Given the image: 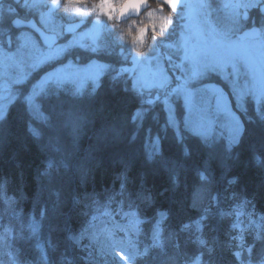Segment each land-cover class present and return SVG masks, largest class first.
Here are the masks:
<instances>
[{
	"label": "trees",
	"instance_id": "trees-1",
	"mask_svg": "<svg viewBox=\"0 0 264 264\" xmlns=\"http://www.w3.org/2000/svg\"><path fill=\"white\" fill-rule=\"evenodd\" d=\"M226 20L239 18L227 11ZM116 43L104 32L87 52V60L107 65L96 85L76 92L69 83L48 84L36 97V115L25 94L54 63L13 85L16 96L0 118L5 251L32 264H260L264 98H248L242 110L231 100L241 122L234 141L196 134L184 123L179 96L174 122L160 102L142 101L120 71L128 57L112 51ZM106 208L136 211L138 254L99 255L70 239ZM155 226L158 240L150 238Z\"/></svg>",
	"mask_w": 264,
	"mask_h": 264
},
{
	"label": "rangeland",
	"instance_id": "rangeland-1",
	"mask_svg": "<svg viewBox=\"0 0 264 264\" xmlns=\"http://www.w3.org/2000/svg\"><path fill=\"white\" fill-rule=\"evenodd\" d=\"M242 7L244 0H226V9L233 15L238 16ZM186 14L188 19L185 21H189V26L184 24L183 29L176 33L177 38L168 32L158 45L156 53L159 57L140 59L136 69L126 73L127 77L141 93L142 101L163 104L172 122L173 99L179 96L185 109L184 123L192 132L222 135L226 142H232L241 130V122L231 107V100L237 109L242 110L248 98L255 103L264 98V31L254 40L237 39L229 31L223 36L207 19L205 0H194L190 15ZM93 27L98 32L95 30L92 34L90 28L86 29L80 36L83 44L78 41H73L78 44H68L71 48L67 49L66 57H52L53 54L21 57L13 56V53L0 57V118L16 96L13 85L24 82L32 71L47 63L53 62L54 65L25 94L34 115L38 113L36 97L48 84L69 83L76 92L88 84L96 85L107 65L95 58L87 60L90 54L78 48L80 45L94 50L99 46L97 39L106 27ZM199 32L206 35L207 41ZM123 53L130 52L126 49ZM212 76L220 82L212 80ZM162 215L160 212L159 218ZM28 226L33 231L32 224ZM2 229L11 228L4 224ZM138 236L139 218L135 210L118 212L106 208L93 216L77 234H71L70 239L81 248H88L99 255L129 259L138 254ZM150 238L158 240L157 226L152 229ZM4 241L5 236L0 232V264H32L17 261L13 253L5 251ZM41 258L45 260L43 252ZM260 264H264V259Z\"/></svg>",
	"mask_w": 264,
	"mask_h": 264
},
{
	"label": "flooded vegetation",
	"instance_id": "flooded-vegetation-1",
	"mask_svg": "<svg viewBox=\"0 0 264 264\" xmlns=\"http://www.w3.org/2000/svg\"><path fill=\"white\" fill-rule=\"evenodd\" d=\"M193 2L194 0H183V3L174 18V24L169 30V33L171 32L175 35V38L178 36L177 32L183 29L184 24L189 26V21H185L188 19L186 13L188 12L190 15ZM205 2L208 12L207 19L223 36L227 35V31L231 33L232 37L241 40H254L259 38L260 35H263L264 0H244V7L240 10L238 14L239 21L236 23H228L226 20V0H205ZM244 12H247V14L242 18ZM14 19L33 21L43 32L53 35L54 42L49 46L44 45L39 35L32 28L14 27L12 24ZM4 20H8L9 23H4ZM9 25L11 26L10 28L8 27ZM70 25L71 28L69 30ZM95 25L96 24H92L89 20L88 22L77 26L75 21L67 20L58 12L49 14L45 0H0V57H7L10 53H13V56L21 57H39L47 54H53L52 57H66L67 49L71 48L68 44H78L73 43V41L82 43L80 38L81 34L89 28L93 34L95 30L97 31V28L95 29L93 27ZM104 26L106 27V30L102 31L100 35L106 32L109 35V39L116 43L113 33L108 29L107 25ZM105 27L102 30H104ZM253 29H257V36H248L247 32ZM200 35H202L203 40H206V35L204 36L202 33ZM99 38L100 37L97 39L98 41ZM162 40L163 37L157 39L147 57H159V54L156 52L158 45H160ZM2 41L6 42L7 47H11L10 51L4 48ZM180 42L182 44L183 40L181 39ZM78 48L81 52L83 49L86 52L91 50L80 45ZM97 48L94 50L96 51ZM125 50V48L122 50L121 45L118 43H116V46L112 49L113 52H117L118 54ZM126 55L127 57H130L131 53Z\"/></svg>",
	"mask_w": 264,
	"mask_h": 264
},
{
	"label": "clouds",
	"instance_id": "clouds-1",
	"mask_svg": "<svg viewBox=\"0 0 264 264\" xmlns=\"http://www.w3.org/2000/svg\"><path fill=\"white\" fill-rule=\"evenodd\" d=\"M49 14L76 25H107L114 38L137 60L146 58L157 39L174 24L183 0H45ZM71 25L69 26V30Z\"/></svg>",
	"mask_w": 264,
	"mask_h": 264
},
{
	"label": "water",
	"instance_id": "water-1",
	"mask_svg": "<svg viewBox=\"0 0 264 264\" xmlns=\"http://www.w3.org/2000/svg\"><path fill=\"white\" fill-rule=\"evenodd\" d=\"M246 14H247V12H244L242 15V18H244ZM12 24L14 27H30V28H32L39 35L42 43L46 46H49L50 44H52L54 42V39H53L54 36L53 35L43 32L31 20L30 21H22L20 19H14L12 21ZM257 33H258L257 29H253V30L248 31L247 35L250 37H255V36H257ZM49 38H50V41H49ZM139 61L140 60H137L135 57L131 56L130 57L131 64L129 66L125 67V71L134 70L137 67Z\"/></svg>",
	"mask_w": 264,
	"mask_h": 264
}]
</instances>
